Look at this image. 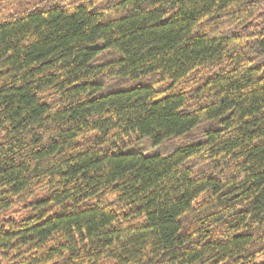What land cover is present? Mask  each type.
Returning a JSON list of instances; mask_svg holds the SVG:
<instances>
[{
  "label": "trees",
  "instance_id": "trees-1",
  "mask_svg": "<svg viewBox=\"0 0 264 264\" xmlns=\"http://www.w3.org/2000/svg\"><path fill=\"white\" fill-rule=\"evenodd\" d=\"M0 264H264V0H0Z\"/></svg>",
  "mask_w": 264,
  "mask_h": 264
}]
</instances>
